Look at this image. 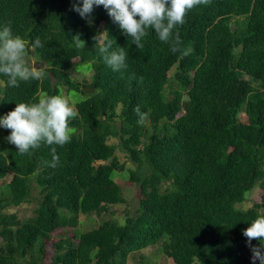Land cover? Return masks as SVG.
Segmentation results:
<instances>
[{"label":"trees","instance_id":"trees-1","mask_svg":"<svg viewBox=\"0 0 264 264\" xmlns=\"http://www.w3.org/2000/svg\"><path fill=\"white\" fill-rule=\"evenodd\" d=\"M73 2L0 0V29L28 44L39 38L33 52L43 72L18 87L0 74V117L63 87L84 97L70 98L77 115L63 146L41 142L21 155L11 130L0 133V264H127L159 244L174 264H253L243 230L264 215V0L194 7L173 30L177 52L152 29L138 48L102 5L89 23ZM103 32L111 50L127 54L122 73L99 52ZM75 64L90 70L93 93L70 77ZM119 149L135 165L128 179L141 194L123 223L102 217L125 202L114 179L125 172ZM256 188L260 201L244 208ZM31 202L30 218L8 212ZM80 217L97 227L83 230Z\"/></svg>","mask_w":264,"mask_h":264},{"label":"clouds","instance_id":"clouds-1","mask_svg":"<svg viewBox=\"0 0 264 264\" xmlns=\"http://www.w3.org/2000/svg\"><path fill=\"white\" fill-rule=\"evenodd\" d=\"M210 2L211 0H82V2L74 0L72 10L91 23L89 18L93 6L102 5L113 21L118 23L123 33L131 37L136 47H143L142 38L148 35L149 29H152L162 42L169 43L171 50L177 52L181 50V39L173 30L178 25H183L190 10ZM99 36L104 37L103 43L100 42L98 35L93 39L96 43H101L99 52L105 63L114 72L122 73L128 67L124 48L117 47L116 50H111L112 43L107 40V32L100 33ZM74 40L78 47L85 46L79 35L74 36ZM41 46L39 38L28 44L20 36H14L9 26L0 29V74L8 78V86L18 87L19 81L42 78L43 72L30 66L27 60L29 51ZM134 111L138 116L137 122L142 124L146 114L141 112L139 105ZM76 115L75 109L62 95H45L36 102L16 103L14 110L0 117V127L11 130L7 139L23 155L30 149L38 148L41 142L49 146H63L70 142L69 120ZM55 153L56 149L53 147L52 161L47 162L53 168L59 161ZM243 235L247 237L253 264H256V261L264 264V215L255 218L243 230ZM253 240L260 241L259 245H253Z\"/></svg>","mask_w":264,"mask_h":264},{"label":"rangeland","instance_id":"rangeland-1","mask_svg":"<svg viewBox=\"0 0 264 264\" xmlns=\"http://www.w3.org/2000/svg\"><path fill=\"white\" fill-rule=\"evenodd\" d=\"M29 56L27 58L28 64L30 66L36 67L38 70H40V65H37V59L34 55L33 49L29 51ZM75 63L79 62V59L74 61ZM78 64V63H77ZM75 64L74 69L70 73V77L73 79L75 83H79L81 85V88L88 87L87 82L90 80V70L85 65H77ZM175 70L171 72V75H174ZM61 95L65 97L68 101L70 106H72L75 109V106H73L70 103V98L72 99V102H79L84 97L82 94L78 92H72L71 94L68 93L67 87L62 88ZM184 110L190 109V104L188 102H185L183 105ZM3 127H0V133L3 132ZM110 143H117L119 144L118 140H111ZM117 155L119 156L120 160L125 163V172H117L114 174V179L117 182V184L120 185L122 188L123 198L125 202L121 205H116L114 207H111L112 214L106 213V215H103V219H111L114 218L118 220L120 223H123L124 220H126L127 213L132 214L134 210L138 207L139 199H140V189L136 184H133L129 182V172L128 170L135 169V165L133 162H131L130 159H127L124 152L122 150L117 151ZM11 177L7 179V181H10ZM249 195V204L243 205L244 208H248L252 205L253 202H259L262 191L259 188L254 189ZM35 208V204L33 202L28 204H23L18 208H10L9 213H16L18 217L22 220H25L27 218H30L33 215V210ZM82 222V229H89L91 227H97V225L88 223L84 217H80ZM1 244V239H0ZM160 249V244L157 246L147 247L146 249L142 250L141 252H138L132 256H130L127 264H174L173 260L171 258H167L163 253L158 252ZM51 250V247H50ZM148 262H144L145 260H148ZM45 264H51L50 259L45 262Z\"/></svg>","mask_w":264,"mask_h":264},{"label":"water","instance_id":"water-1","mask_svg":"<svg viewBox=\"0 0 264 264\" xmlns=\"http://www.w3.org/2000/svg\"><path fill=\"white\" fill-rule=\"evenodd\" d=\"M83 90L87 93V94H91V93H93V91H94V88H83Z\"/></svg>","mask_w":264,"mask_h":264}]
</instances>
